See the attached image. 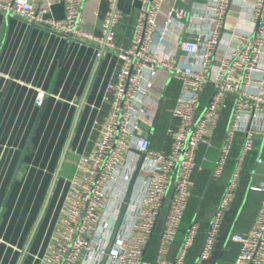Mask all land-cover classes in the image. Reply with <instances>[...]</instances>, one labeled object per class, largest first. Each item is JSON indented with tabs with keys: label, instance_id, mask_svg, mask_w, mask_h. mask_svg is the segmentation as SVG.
Here are the masks:
<instances>
[{
	"label": "built area",
	"instance_id": "built-area-1",
	"mask_svg": "<svg viewBox=\"0 0 264 264\" xmlns=\"http://www.w3.org/2000/svg\"><path fill=\"white\" fill-rule=\"evenodd\" d=\"M52 1L65 4L63 20L49 16L50 8L40 6L38 0L0 1V11L71 38L116 48L125 64L118 81L109 85L115 92L114 111L104 125L98 149L82 159L78 192L65 206L63 240L43 264H81L84 258L86 264L93 260L101 263L104 258L108 264H185L199 232L195 220L186 230L175 258L170 260L164 254L175 243L188 209L193 176L203 168L198 163V150L201 145L213 146L211 136L234 96L213 177L222 175L236 146L239 153L205 231L201 263H197L202 264L214 251L222 229L221 216L229 209L242 180L246 160L256 150L257 140L264 136V0H255L249 13L253 21L250 31L238 27L232 30L231 46L223 56L217 50L234 0L193 4L197 13L191 16L187 28L193 38L173 35L176 27L182 30L180 19L189 15L187 0H173L165 25L158 22L165 0H142L132 45L127 49L117 48L114 43L118 0H108L101 35L81 30L80 0ZM244 2L242 12L247 7ZM206 23L208 32L204 29ZM173 55L181 58L175 64L170 61ZM162 71L166 78L158 83ZM172 78L189 87L182 90L177 105L171 109L179 120L166 130L173 145L168 151L158 150L148 137L159 100L152 92L161 94ZM210 84L214 92L203 104L202 92ZM46 96L47 92L38 89L36 104L42 106ZM256 162L263 164L264 159L259 156ZM250 188L264 193V182ZM124 205L126 209L113 237ZM160 222L157 258L150 261L145 257L146 248ZM231 238L240 244L233 264H264V200L251 229L234 233Z\"/></svg>",
	"mask_w": 264,
	"mask_h": 264
},
{
	"label": "crops",
	"instance_id": "crops-1",
	"mask_svg": "<svg viewBox=\"0 0 264 264\" xmlns=\"http://www.w3.org/2000/svg\"><path fill=\"white\" fill-rule=\"evenodd\" d=\"M38 1L40 6L50 8L49 16L58 20L65 18L63 2ZM201 1H186L189 15L180 19L182 30L176 27L174 36L195 37L187 28L192 22L191 16L197 13L195 6ZM243 2L234 0L231 5L217 50L219 56L229 50L234 28L244 31L253 28L249 13L255 0L244 2L247 6L244 12ZM172 4L173 0H165L158 15L160 24L168 23V11ZM141 6L142 0L117 1L113 26L117 48L127 49L132 45ZM79 7L81 30L101 35L108 0H80ZM204 29L208 32L207 23ZM115 49L71 38L47 26L32 25L20 17L0 11V264H43L63 240L65 206L78 192L82 159L96 153L104 125L114 111L115 92L109 89V85L118 81L125 64ZM179 59V55H173L170 61L175 64ZM165 78V72H160L158 83H163ZM188 87V84L172 78L165 83L161 94L152 92L153 97L159 99L155 123L148 131V137L152 132L150 140L153 148L171 149L173 142L166 130L179 122L171 109L177 105L182 90ZM38 89L47 92L42 106L35 102ZM214 89L213 84L204 88L203 104L209 101ZM233 98L230 97V107L221 115L219 128L211 136L213 146L201 145L198 150V163L203 168L193 176L192 194L184 216L186 223L182 222L175 243L164 254L170 260L178 252L184 230L195 220L199 224V232L188 251L185 264L200 262L205 230L218 208L239 153L236 146L222 175L213 177L209 184L224 145ZM37 120V127L14 178ZM71 135L65 162L44 211L49 189ZM256 143V150L246 160L242 180L231 198L229 209L221 216L222 229L214 251L202 264H233L240 244L232 240V234L247 233L254 223L264 193L252 190L250 186H261L264 182V162H256L259 156L264 159V136ZM247 206L251 207V211L244 216ZM161 229L160 222L146 248L145 257L150 261L157 258ZM84 263H87V258L81 264ZM91 264L108 262L104 258L101 263L93 260Z\"/></svg>",
	"mask_w": 264,
	"mask_h": 264
},
{
	"label": "water",
	"instance_id": "water-1",
	"mask_svg": "<svg viewBox=\"0 0 264 264\" xmlns=\"http://www.w3.org/2000/svg\"><path fill=\"white\" fill-rule=\"evenodd\" d=\"M156 117H157V116H156ZM38 119H39V118H38ZM155 120H156V119H155ZM154 123H155V122H154ZM37 124H38V120L36 121V123H35V125H34V127H33V130H32V132H31L30 138H29V140H28V142H27V146L25 147V149H24V151H23V154H22V157H21V159H20L19 165H18V167H17V169H16V171H15V173H14V176H13L14 178L17 177L18 171H19V169H20V165L22 164V161H23L24 155H25L26 150L28 149V146H29V144H30V142H31V139H32V136H33V134H34V132H35V129H36V127H37ZM75 127H76V124H75V126H74V128H73L72 135H73V133H74ZM72 135H71L70 139L68 140V142H67V144H66V148H65V150H64V152H63V155H62V158H61V161H60V164H59V168H58V170H57V172H56V174H55V177H54V181H53V183H52V186H51V188L49 189V192H48V195H47V201H46V204H45L44 211H45V209H46V207H47V205H48V203H49V201H50V198H51V196H52V194H53V192H54V188H55L56 181H57V179H58V177H59L60 170H61V168H62V165H63L64 162H65V159H66V156H67V152H68L69 147H70V144H71ZM151 136H152V132L150 133L149 139H151ZM212 180H213V174H212V176H211L210 179H209V184L211 183ZM129 194H130V192H129ZM128 199H129V196H128L127 200H128ZM125 209H126V205H124V207H123V210H122L121 216H120L119 221H118V226H117L116 229H115V234H114V236H115L116 233H117V230H118V227H119L120 222H121V220H122V216H123V213H124ZM44 211L42 212V216H43V214H44ZM41 218H42V217H41ZM29 245H30V244H29ZM27 249H28V248H27ZM105 259H106V258H105Z\"/></svg>",
	"mask_w": 264,
	"mask_h": 264
},
{
	"label": "rangeland",
	"instance_id": "rangeland-1",
	"mask_svg": "<svg viewBox=\"0 0 264 264\" xmlns=\"http://www.w3.org/2000/svg\"><path fill=\"white\" fill-rule=\"evenodd\" d=\"M248 207V206H247ZM251 211V207H248L245 211H244V216H246L247 214H250Z\"/></svg>",
	"mask_w": 264,
	"mask_h": 264
},
{
	"label": "trees",
	"instance_id": "trees-1",
	"mask_svg": "<svg viewBox=\"0 0 264 264\" xmlns=\"http://www.w3.org/2000/svg\"><path fill=\"white\" fill-rule=\"evenodd\" d=\"M233 165H234V162H233ZM233 165H232V166H233ZM182 222H183V223H186V222H184V219H183ZM183 223H181V224H183ZM187 229H188V228H187ZM187 229H186V230H187ZM186 230H184V231L186 232ZM205 231H206V230H205ZM185 232H184V233H185ZM204 235H205V234H204ZM203 242H204V241H203ZM202 245H203V244H202ZM200 251H201V250H200Z\"/></svg>",
	"mask_w": 264,
	"mask_h": 264
}]
</instances>
